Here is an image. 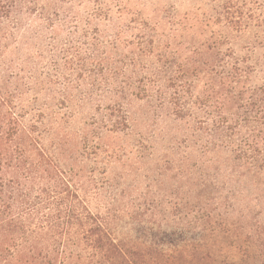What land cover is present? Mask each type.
Listing matches in <instances>:
<instances>
[{
  "label": "trees",
  "instance_id": "1",
  "mask_svg": "<svg viewBox=\"0 0 264 264\" xmlns=\"http://www.w3.org/2000/svg\"><path fill=\"white\" fill-rule=\"evenodd\" d=\"M133 100L190 129V186L95 213ZM0 264H264V0H0Z\"/></svg>",
  "mask_w": 264,
  "mask_h": 264
},
{
  "label": "rangeland",
  "instance_id": "2",
  "mask_svg": "<svg viewBox=\"0 0 264 264\" xmlns=\"http://www.w3.org/2000/svg\"><path fill=\"white\" fill-rule=\"evenodd\" d=\"M92 112L83 110L80 121L88 120ZM128 112L131 132L121 134L116 140L124 146L120 155L126 157L119 161L114 160V156L108 160L102 155L97 164L92 163L96 170L94 181L86 178L81 186L83 196L95 213L104 210L101 206L110 192V200H120L115 205L120 208L142 193L158 191L163 195L179 185L190 186L188 177L196 160L190 129L175 121L167 105L158 100H133ZM95 184L102 187V195L97 196L92 190Z\"/></svg>",
  "mask_w": 264,
  "mask_h": 264
}]
</instances>
